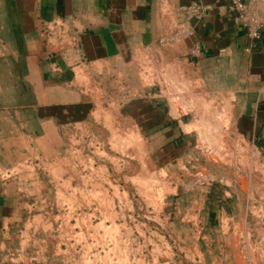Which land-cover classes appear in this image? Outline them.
I'll return each instance as SVG.
<instances>
[{
  "label": "rangeland",
  "instance_id": "obj_1",
  "mask_svg": "<svg viewBox=\"0 0 264 264\" xmlns=\"http://www.w3.org/2000/svg\"><path fill=\"white\" fill-rule=\"evenodd\" d=\"M80 72L90 114L48 139L20 134L0 165V264H264V161L226 112L195 105L196 147L153 165L107 79ZM174 89L177 108L190 90Z\"/></svg>",
  "mask_w": 264,
  "mask_h": 264
},
{
  "label": "crops",
  "instance_id": "obj_2",
  "mask_svg": "<svg viewBox=\"0 0 264 264\" xmlns=\"http://www.w3.org/2000/svg\"><path fill=\"white\" fill-rule=\"evenodd\" d=\"M227 3L0 0V165L12 164L20 134L42 138L90 114L84 69L93 82L107 79L108 101L135 126L153 165L196 147L198 103L226 112V131L264 161V28L248 38L226 16ZM246 3L264 19V4ZM180 83L189 96L173 108ZM2 192L1 185L0 211Z\"/></svg>",
  "mask_w": 264,
  "mask_h": 264
},
{
  "label": "built area",
  "instance_id": "obj_3",
  "mask_svg": "<svg viewBox=\"0 0 264 264\" xmlns=\"http://www.w3.org/2000/svg\"><path fill=\"white\" fill-rule=\"evenodd\" d=\"M247 0H228L225 14L231 18L235 24L245 29L246 35L251 40L260 38L261 31L264 28V19L260 18L256 12H251L246 3ZM264 4V0H252ZM190 10H196L190 8ZM264 11V9H263Z\"/></svg>",
  "mask_w": 264,
  "mask_h": 264
},
{
  "label": "bare ground",
  "instance_id": "obj_4",
  "mask_svg": "<svg viewBox=\"0 0 264 264\" xmlns=\"http://www.w3.org/2000/svg\"><path fill=\"white\" fill-rule=\"evenodd\" d=\"M110 204V203H109Z\"/></svg>",
  "mask_w": 264,
  "mask_h": 264
}]
</instances>
